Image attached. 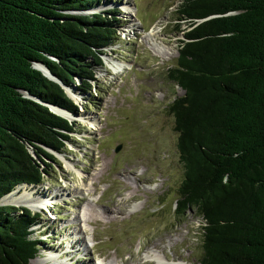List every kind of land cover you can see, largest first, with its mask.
Listing matches in <instances>:
<instances>
[{"label":"trees","instance_id":"16d2710c","mask_svg":"<svg viewBox=\"0 0 264 264\" xmlns=\"http://www.w3.org/2000/svg\"><path fill=\"white\" fill-rule=\"evenodd\" d=\"M112 1L0 0V201L41 185L46 161L66 151L75 123L48 106L76 115L64 87L91 93L121 26L118 11H89ZM180 1L186 29L167 70L183 92L168 107L183 167L178 215L203 221L199 264H264V0ZM39 216L0 204V264L37 256Z\"/></svg>","mask_w":264,"mask_h":264},{"label":"rangeland","instance_id":"374dc122","mask_svg":"<svg viewBox=\"0 0 264 264\" xmlns=\"http://www.w3.org/2000/svg\"><path fill=\"white\" fill-rule=\"evenodd\" d=\"M180 3L113 0L89 11H118L119 38L101 51L91 93L65 87L77 108L71 142L46 161L50 176L26 187L45 204L17 207L40 215L30 231L43 246L29 264L49 252L64 264H159L157 254L199 264L203 221L194 210L178 215L183 167L168 108L183 95L167 80L186 29H178Z\"/></svg>","mask_w":264,"mask_h":264},{"label":"bare ground","instance_id":"6f19581e","mask_svg":"<svg viewBox=\"0 0 264 264\" xmlns=\"http://www.w3.org/2000/svg\"><path fill=\"white\" fill-rule=\"evenodd\" d=\"M118 69V67H117ZM116 71V70H115ZM55 112L56 111H60L58 109H53ZM58 114V113H57ZM22 187V186H21ZM17 189L12 195L10 196H6V198L4 197L1 201L0 204L2 205H9V204H13L11 206H15V207H26L27 209H29L30 211H37L39 209V205H44L45 202H41L39 198H34V192H28L25 187ZM74 244V242L72 243V245ZM68 249V252H65L64 255L69 254V249H71V245H67L66 248H64V251H66ZM61 259L59 258L58 254L55 253H47L44 257V259H42L40 261V263L42 262L43 264H60V263H65L63 261H60ZM155 260L159 263V264H171L170 261L166 258L165 255H160L157 254L155 255ZM129 264V263H128ZM146 264V263H145Z\"/></svg>","mask_w":264,"mask_h":264},{"label":"water","instance_id":"95a60500","mask_svg":"<svg viewBox=\"0 0 264 264\" xmlns=\"http://www.w3.org/2000/svg\"><path fill=\"white\" fill-rule=\"evenodd\" d=\"M34 68H36V69H38V70H40L41 72H42V74L45 76V77H47L48 79H50V80H52V81H54V82H57V83H59L60 85H61V82L55 77V76H53L44 66H42V65H36ZM64 87V86H63ZM64 89H65V87H64ZM65 91H66V89H65ZM66 93H67V91H66ZM68 95V94H67ZM69 96V95H68ZM27 97L28 98H30L28 95H27ZM49 108H50V110L53 112V113H55V114H57L53 109H58V110H60V111H62L63 112V114H57V115H59V116H61V117H63V118H65V119H67V120H69V121H71L70 119H69V116L68 115H70V113L69 112H67V111H65V110H62V109H60V108H58V107H54V106H48ZM119 149H120V147H118L117 149H116V152H118L119 151ZM21 186V185H20ZM22 186H24V185H22ZM19 187V186H18ZM32 187V186H31ZM12 193V192H11ZM10 193V194H11ZM9 195V194H8ZM7 196V195H6ZM5 196V197H6Z\"/></svg>","mask_w":264,"mask_h":264}]
</instances>
